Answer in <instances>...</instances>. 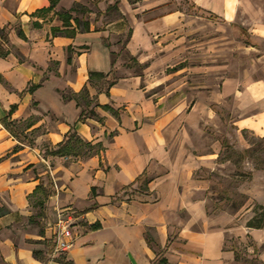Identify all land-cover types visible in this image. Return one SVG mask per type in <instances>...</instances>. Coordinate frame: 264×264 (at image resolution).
<instances>
[{
	"label": "crops",
	"instance_id": "1",
	"mask_svg": "<svg viewBox=\"0 0 264 264\" xmlns=\"http://www.w3.org/2000/svg\"><path fill=\"white\" fill-rule=\"evenodd\" d=\"M191 1L245 33L242 13L256 12L246 0ZM110 6L130 24L122 44L121 20L104 24ZM185 7L182 0H0V30L8 27L7 41L0 34V264H152L160 255L169 264H234L229 217L207 214L206 192L194 196L210 189L198 171L214 167L230 143L223 138L214 153L187 144L173 152L161 102L143 75L125 73L113 59L125 46L139 64L172 60V35L193 19ZM252 32L264 41V23ZM112 71L117 80L107 91L102 74ZM223 85L248 100L231 113L233 125L264 136V79ZM143 172L146 186L137 182ZM60 211L73 217L66 253L55 252ZM240 229L236 236L253 241L247 246L264 264V227Z\"/></svg>",
	"mask_w": 264,
	"mask_h": 264
},
{
	"label": "rangeland",
	"instance_id": "2",
	"mask_svg": "<svg viewBox=\"0 0 264 264\" xmlns=\"http://www.w3.org/2000/svg\"><path fill=\"white\" fill-rule=\"evenodd\" d=\"M246 1L256 11L242 13L248 23L246 33L191 0H182L193 19L186 21L179 36L172 35L171 41L176 44L170 50L172 60L139 64L125 46L113 53V59L123 62L124 72L143 75L144 87L155 101L161 102L162 113L169 117L172 126L169 139L173 152H179L187 144L195 152L204 147L205 152L214 153L223 138L228 140L230 144L223 148L218 163L198 171L197 176L209 180L210 189L194 196L206 192L207 214L229 217L227 225L234 230L227 240L228 246L236 250L234 264H260L254 249L247 246H254L253 241L244 242L235 232L252 218L264 220L260 207L264 206V136L249 129L239 131L233 125L231 113H238L248 100L243 95L238 100L225 94L223 85L228 78L238 84L264 79V59L260 58L264 54V41L252 32L256 24L264 23V0ZM108 15L110 18H105L104 24L116 18L124 25L125 32L118 37L119 43H124L129 35L128 19L118 9L110 8ZM106 39L109 41L110 37ZM221 65H229L230 71L217 70ZM131 193H135L134 188L129 189L128 194ZM179 215L188 217L184 211Z\"/></svg>",
	"mask_w": 264,
	"mask_h": 264
},
{
	"label": "trees",
	"instance_id": "3",
	"mask_svg": "<svg viewBox=\"0 0 264 264\" xmlns=\"http://www.w3.org/2000/svg\"><path fill=\"white\" fill-rule=\"evenodd\" d=\"M52 1V4L53 3H56L57 0H51ZM112 8V6L109 7V9ZM108 9V10H109ZM60 16L62 18H64V25L67 26V25H70V19H71V14L70 13H62L60 14ZM8 27L7 28H4L3 30H0V34L3 38V40L7 41L8 40ZM82 29L84 31H88L90 29V23L89 21H85L84 24H83V27ZM52 33L54 34H57V33H70V32H66V31H62L60 28H53L52 30ZM71 34H76L75 31H72ZM131 36V31L129 30V35H128V38ZM5 54V51L4 49H2L1 45H0V55H4ZM103 77L106 78V81H105V84H104V88L108 91L109 88L112 86V84L117 80V77L115 76V74H113V71L112 72H109L107 73L106 75H103ZM85 111L84 113H82L81 115V120L84 121L85 118ZM4 125L5 127L14 135L18 136V137H21L19 135V132L18 130L16 129V125L11 122L10 120H8L7 118H5L4 120ZM70 138H71V135H69L65 140L64 142H62V144L60 145V148H64L67 146V144L69 143L70 141ZM151 178L148 177V175L146 174V172H143V175H141L138 179H137V182H141L143 183L144 186H146L149 182H150ZM263 210H264V206L261 205L260 206ZM4 210H0V213H3ZM246 226L249 227V228H256V229H260L262 227H264V220H259L257 218H252L250 219L249 221H247L246 223ZM152 264H169V260H167V258L163 255H160L159 258L155 259Z\"/></svg>",
	"mask_w": 264,
	"mask_h": 264
},
{
	"label": "built area",
	"instance_id": "4",
	"mask_svg": "<svg viewBox=\"0 0 264 264\" xmlns=\"http://www.w3.org/2000/svg\"><path fill=\"white\" fill-rule=\"evenodd\" d=\"M72 222L73 217L71 214H67L63 211L59 212L58 219L53 225L56 253H66L72 249L74 244Z\"/></svg>",
	"mask_w": 264,
	"mask_h": 264
}]
</instances>
